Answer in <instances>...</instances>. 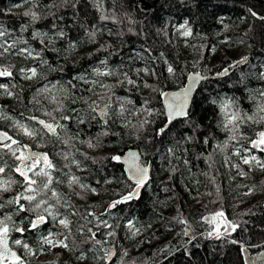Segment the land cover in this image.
Masks as SVG:
<instances>
[{"label":"trees","instance_id":"trees-1","mask_svg":"<svg viewBox=\"0 0 264 264\" xmlns=\"http://www.w3.org/2000/svg\"><path fill=\"white\" fill-rule=\"evenodd\" d=\"M147 1L149 4L145 6L140 0H100L98 9L92 0H80L75 7L73 0H0V28L10 34L4 39L8 43L19 39L17 47L30 46L35 57L15 54L0 57V69L12 72L11 77H0V85H5L12 93L7 95L5 89L0 88V99L4 100L0 103V130L19 136L23 130L20 125H25L30 131L39 133L33 144L40 142L52 154V162L58 169L53 172V187L62 194L57 210L73 220L71 238L76 245L68 256L59 252L46 262L31 264H107L106 259L100 257L109 245L118 249L111 264H120L121 260L123 264H246L245 247L252 253L264 250V231L261 230L264 229V171L253 162L250 166L254 171L251 175L254 183L243 184L225 166V156L231 155V151L236 155L238 150L239 156H256L264 162V152L259 149L245 151L252 148L251 141L264 131V121L254 119L241 123L236 139L232 140V133L222 126L225 116L219 110L225 98H235L242 113L255 117L257 106L264 104L258 91L264 90V79L260 78L264 75V20L260 19L264 17V0ZM24 12H36L40 19L33 22L30 16L23 15ZM101 16L107 18L101 19ZM182 25L190 27L193 34L183 36ZM24 26L27 27L22 30ZM86 29L96 31L94 42H87ZM61 30L66 34L64 37L58 35ZM37 32L42 35L36 37ZM69 42L77 46L70 48ZM102 45L104 50L97 51ZM90 52L94 53L91 57L88 56ZM248 54L252 57L245 65L225 77L204 81L191 104L189 119L177 120L175 127L163 138L152 135L162 117H149L156 123L139 128L138 122L145 118L143 113L127 116L137 129L131 125L125 127L119 120L102 127L98 116L90 125L87 123L91 119L89 116H84L85 124L60 119L62 115H73L71 109L83 115L94 101L102 106L109 95L113 107L119 103L116 98L122 97L134 101L135 109H139L141 98L149 97L148 106L160 110L164 107L163 97L152 88L143 87V83L164 91L178 89L185 86L192 71L213 76ZM105 60L107 68L116 71V75H95V69L105 70L102 63ZM165 61L176 69L175 77L167 73ZM31 67L37 68V76L31 80L18 71ZM145 68L148 73L143 71ZM137 69L140 70L138 74ZM124 72L141 86L121 84ZM81 74L85 80L76 79ZM101 85L117 87L109 91ZM46 86L50 91L41 92ZM32 116L66 124L67 131H57L64 139L72 138L69 144L44 134L42 126L29 119ZM105 131L108 134L100 135L97 144L98 134ZM185 136L192 139L186 141ZM29 138L26 135L24 140L28 142ZM85 140H91L96 146L89 148L81 143ZM131 147L145 153L142 159L147 164L153 163L152 179L140 199L121 204L109 213L106 211L108 202L119 198L118 193L125 190V182L108 184L105 180L122 174L126 176V172L123 165L106 158ZM65 153L68 159L64 158ZM0 157L4 161L0 167H5L0 184L7 182L5 186L9 189L0 190V200L8 201L24 191V182L13 170L17 161L11 153L0 148ZM73 159L79 162V167ZM65 173L79 176L82 183L96 188L100 196L77 186L68 187ZM36 179L39 182V178ZM253 185L257 187L254 191L251 188V195L242 193ZM258 190L262 192L257 196ZM94 194L99 198L91 201ZM47 195L50 197L51 192ZM21 203L25 211L16 214L18 206L6 204L0 209V218L11 215L16 224L27 229V221L35 213L27 210V201L21 200ZM220 210L227 220L248 221L246 230H238L221 240L203 238L202 234L212 230L214 224L204 217H212ZM249 211L251 214H247ZM87 213H94L95 217L84 219ZM96 217L118 225L114 240L107 237V243L95 245L89 240V233L78 231L82 226L93 230ZM130 221L141 230L134 237L128 228ZM49 229L52 233L67 231L49 219L38 231L11 232V240L21 239L35 249L41 235H47ZM99 231L98 239L100 233L107 230L101 227ZM185 231H190L195 239L184 235ZM230 240H238L240 244L233 245ZM125 250L126 256L122 255ZM81 251L86 256L84 260L77 259Z\"/></svg>","mask_w":264,"mask_h":264},{"label":"snow or ice","instance_id":"snow-or-ice-1","mask_svg":"<svg viewBox=\"0 0 264 264\" xmlns=\"http://www.w3.org/2000/svg\"><path fill=\"white\" fill-rule=\"evenodd\" d=\"M92 2L97 6V8H100V0H92ZM80 3V0H73V7H75V4ZM253 15H256L255 13H252ZM24 16H30L31 20L35 22L36 20L40 19V17L37 15L36 12H24ZM101 19H106L107 17L101 16ZM260 19L264 20V17H260ZM27 26H24L22 30L26 29ZM81 27H84L81 25ZM184 30L182 31V35L185 37L191 36L192 29L190 27H187L186 25L181 26ZM87 42H94L96 38V31H87ZM102 34V33H101ZM5 29L0 28V57L15 54L20 56H25L26 58H35L33 57V50L30 48V46H25L22 48H18L17 45L20 43L19 39L13 40L11 43H8L7 39H4L6 36H8ZM42 34L40 32L35 33L36 37H40ZM59 37H64L66 34L63 30L59 31L58 33ZM43 44V40L40 41ZM26 43V42H25ZM77 44H73L69 42L70 48H75ZM105 46L102 45L100 48L97 49V51L104 50ZM15 50L12 52L11 50ZM55 50V49H53ZM211 51H215V49H211ZM37 55H40L37 53ZM94 53H88V56H93ZM248 60L247 56L241 57L240 60H237L234 62L231 67H238L240 64L246 63ZM41 63H47V61H41ZM102 63L105 66L104 71H100L99 68L95 69V75L96 76H114L116 75V71L107 68V61H102ZM167 67V73L170 76L175 77L177 75L176 69L172 66V64L167 63L165 61ZM51 67V65H49ZM22 74H24L26 79H33L37 76V68L31 67L27 71L24 69H18ZM137 74L140 72L139 69L136 70ZM145 73H148V68L143 69ZM229 69L225 68L223 71L217 72L216 76H227ZM124 76V80L120 83H127L128 85L133 86L134 88L139 87L141 85L137 84L136 80H133L131 77L128 76L126 72L122 73ZM155 74L154 71L152 73ZM12 72L9 71L7 68L0 69V77H11ZM209 77L203 76L201 73H192L190 74L188 79V84L186 87L181 88L179 91L175 92H169L164 91L159 87H153L152 85H148L147 83H143L142 86L145 88H152V90L156 93H158L159 96H162L165 99V105L162 109L157 110L155 108L149 107L150 99L149 97L141 98L142 106L139 109H135V102L122 98L117 97V101L119 102L115 107H113L111 100L112 97L109 95L107 96V101L101 105L97 102H93L92 104L88 105L89 111L84 113L83 115L80 113L79 110L71 109L70 111L73 113V115H62L60 117L63 121H72L74 120L77 124H85L84 116L91 117L90 120L87 121V123L90 125L93 120L96 119V117H100V123L102 127H107L110 124L116 123L117 120L121 121L125 127H131L133 129H137V125H132L131 121L128 120V115H139L141 113L145 114V118L141 121H139V128H143L146 124H155V120L149 119V117L152 116H158L162 117L160 121V126L155 129V131L152 133V135L155 138H163L167 136L173 127H175V122L178 120V118H183L184 120H188L190 117V102L193 99V92L196 90V86L200 84L202 81L207 80ZM261 79H264V75H261ZM77 80H85L86 77L81 74L76 77ZM93 83H97L96 81H93ZM102 87H105L111 91L114 87H117V85H101ZM56 86L53 85V88ZM0 88L5 89V93L7 95H12L10 91L7 90L5 85H0ZM202 90V89H200ZM50 89L46 86L41 89V92H49ZM259 95L262 99H264V90H258ZM254 98V97H253ZM52 99L55 101L56 97L53 96ZM83 99V98H81ZM100 99H104V97H100ZM86 102V101H85ZM213 104H216V101H212ZM126 105H131L132 107H126ZM219 110L222 112L225 116V122H222V126L227 132H231L232 135L230 139L235 140L236 139V133L239 130L240 124L244 123L245 121H252L257 120L258 122L264 121V104H260L257 106V115L251 116L247 115L246 113H242L240 111V105L236 101L235 98H225L220 104H219ZM2 111V110H0ZM48 116H51V113H47ZM115 117V119H113ZM7 118V117H4ZM30 120L36 121L40 126H42L41 131L44 132V134H51L53 136H56L57 140L64 143L65 145L69 144V140L72 139L71 137L69 139H64L60 137L57 129H62L67 131V125L66 124H60V123H47L44 119H38L35 116H32L29 118ZM20 127L23 129L24 133L29 136H36L39 133L35 131H30L25 125H20ZM46 130V131H45ZM107 131L102 132L98 134L97 138V144H99V136L100 135H107ZM79 133H76V136H78ZM140 137L137 136V139ZM184 139L191 140L192 137L185 136ZM9 141V143H3L0 144V148L6 149L8 152L11 153V155L15 158L16 161L19 162V166H17L14 171L16 173H19V175L23 178L24 182V191L17 194L14 198L3 201L0 200V209H3L6 204L11 205L15 204L17 205L16 214H18L21 211H25V205L21 203V200L28 202V211H31L35 213L34 217L32 219H29L27 221L28 228L22 227L18 224H16L12 220V216L5 214L2 218H0V264H29L28 261L22 258L21 255L17 254L16 251L13 250V247L10 246V233L11 232H17V233H24L26 230H39L40 227L46 223H48L49 219L53 223H57L63 227V229L67 231H62L58 233H52V231L49 229V232L47 235H41L39 244L37 248L33 249L29 246L28 243L22 241L21 239H15L14 241H11L12 244L21 246L24 250V252L27 255L35 256L37 253H43L44 252V246L48 245L51 248L56 247H62L64 249H68L70 251L74 250L76 245L75 242L71 238V220L69 219L68 215H61V213L57 210V205L60 204L62 194L58 193L56 191V188L53 187L54 185V177L53 172L58 171L57 166L53 164L52 160L49 159L48 153H40V152H32L29 151L28 155L25 156L24 149H29L28 144H20L19 141L12 139L11 136L8 135L7 132L0 133V141ZM162 142V140H161ZM81 143H86L89 148H93L96 145L92 143L91 140H85L81 141ZM147 143H152L151 141H147ZM204 143H207V139L204 140ZM17 145V149L13 150L12 146ZM252 148L251 149H245L247 152H251L254 149H259L261 152H264V131H261L257 134V139L251 141ZM78 151V150H77ZM17 152L19 154H17ZM169 152H172L171 149H169ZM65 159H68V154H63ZM145 155L143 152L135 151L132 149H129L126 154L119 153L114 154L110 157H107L106 159L116 161L121 165H127V175L124 176L122 174L121 177L114 178V179H107L105 180V183L111 184V183H121L125 182V190L123 192L118 193L119 198L113 199L108 202L106 211H110L112 209H116L121 204H126L133 200H138L141 198V192L142 190L146 189L148 185L151 182L150 177V168L147 165V162L142 159V157ZM236 155H240L239 150L237 151ZM243 163L245 165H251L253 162H255L256 167H258L260 170L264 171V162H262L258 157L256 156H249V157H243ZM73 163L79 167V162L75 159L72 160ZM0 163H4L2 157H0ZM187 163V161H185ZM235 167L239 168V165H235ZM172 171H175L173 168ZM5 172V167H0V173ZM31 173V175H30ZM242 175H247V173H244L241 170ZM65 176L68 177V187L77 186L80 189H84L87 191H90L95 194H99L97 192V189L94 187H91L90 185L84 184L81 182V178L79 176H76L74 174L65 173ZM39 178V182L38 179ZM7 182L0 184V190L7 191L9 190L5 185ZM60 181L57 179L55 180V184L58 186ZM35 186V187H34ZM253 191L255 190L256 186H252ZM51 192V196L49 197L47 195L48 192ZM107 191V189H105ZM114 191V190H113ZM31 193V194H26ZM252 192L245 193V195H251ZM37 197H40L39 199ZM51 201V202H50ZM67 200L65 198V204L67 205ZM251 214V211L249 213ZM243 215V214H242ZM87 216H94V213H87L84 215V219H87ZM217 217L224 218L223 226L219 223L214 224V227L212 230L203 233L202 236L205 239H216L221 240L231 235L233 232H237L238 230L240 232H243L246 230V225L248 224V221L245 220H227L225 217V213L223 210L217 211L212 217H204L206 221L209 223H213L216 221ZM96 219V228L97 231H93L91 228L81 227L78 229L80 232H87L89 233V240H91L95 245H101L104 242L97 238L98 231L101 227L106 229V232H101L100 235H105L108 238L114 240L116 236L115 228L118 227V225H112L109 224L106 220H101L98 217ZM89 223H92V221H88ZM183 223H187L186 221H181ZM128 228L131 231V236H136L141 231L139 228H135V225L130 221L128 224ZM132 229H135L132 231ZM264 231V229H261ZM189 233L187 231L184 232V235H188ZM60 237H63L62 239ZM191 239H195L193 236ZM191 243V240L189 241ZM233 245H239L240 241L238 240H230L229 241ZM71 244V247H70ZM244 251H247L245 248ZM114 255V251L112 247H109L104 252V255L100 258L103 259H110ZM122 255L126 256L128 255L127 250H125ZM119 258V257H118ZM78 260H84L86 259V256L83 251H81L80 255L77 256ZM251 264H255V261L259 259L261 261V264H264V253L259 254L258 257H248L247 258ZM120 264H123V261H120ZM135 264V262H133Z\"/></svg>","mask_w":264,"mask_h":264},{"label":"rangeland","instance_id":"rangeland-1","mask_svg":"<svg viewBox=\"0 0 264 264\" xmlns=\"http://www.w3.org/2000/svg\"><path fill=\"white\" fill-rule=\"evenodd\" d=\"M3 101L4 100H1L0 99V103H2ZM102 106H103V104H102ZM18 135H19V137H22V138H25L26 137V134L24 133L23 130H21V132ZM28 141H32V138L30 137L28 139ZM43 148H45V147L43 146ZM17 154H19V153L17 152ZM243 157H247V156L244 155V154L242 156H237V155L234 154L233 151H231V155H226L225 156V166L228 167V168H230L233 171V174L237 175L238 180L239 181H242L243 184H251V183H254V179H251L252 178L251 175L254 174V171H253V169H252V167L250 165H245L243 163V159H242ZM235 165H239V168L235 167ZM241 170L244 173H247V175H242L241 174ZM0 174H1V177L0 178H4L3 175H2L3 173H0ZM251 188H252V186L250 188H248V190H246V191L244 190V192H242V193H248V192H250L251 191ZM261 192H262V190H258L255 193V195L258 196ZM98 195H95L94 194V196H91L90 200L91 201H94V200L98 199L99 196H100V195L99 196ZM225 216H226V214H225ZM72 221L73 220H71V222ZM213 223L214 224L219 223V224H221L223 226L224 218L217 217L216 221L213 222ZM214 224H213V227H214ZM92 228H93V231H97L96 226H92ZM99 237H100L99 238L100 240H102L104 243H107V236L99 235ZM60 238L62 239L63 237H60ZM13 246L16 247L17 249H19V247L17 245H13ZM44 249L45 250H44L43 253H41L40 255L34 256L33 258H30V256L27 255L24 251L21 253V255H22V257L26 261L29 262V264H31L32 262H35V261H43V262H46L48 259L52 258L53 255L54 256H57L59 252H64L66 254V256H68L72 252V251H70L68 249H64L62 247L51 248L48 245H45L44 246Z\"/></svg>","mask_w":264,"mask_h":264},{"label":"water","instance_id":"water-1","mask_svg":"<svg viewBox=\"0 0 264 264\" xmlns=\"http://www.w3.org/2000/svg\"><path fill=\"white\" fill-rule=\"evenodd\" d=\"M140 2H142V4L143 5H145V6H147L149 3H148V1L147 0H140ZM247 57H248V60H247V62L250 60V58L252 57V54H248L247 55ZM240 60V59H239ZM246 62V63H247ZM246 63H243V64H240L239 66H242V65H245ZM234 64V63H233ZM232 64V65H233ZM238 66V67H239ZM228 69H229V71H228V74H230L234 69H236L237 67H231V66H229V67H227ZM201 73L203 76H206V77H209V78H221V77H225V76H216V75H213V76H211V75H207V74H204L203 72H201V71H192L191 73H189V75L190 74H192V73ZM227 74V75H228ZM188 75V76H189ZM208 78V79H209ZM207 79V80H208ZM204 81H206V80H204ZM204 81H202L200 84H198L197 86H196V90L193 92V99H194V97H195V95L197 94V92H198V90H199V88H200V85L204 82ZM187 84H188V79H187V82H186V84H185V86H183V87H186L187 86ZM183 87H181V88H183ZM181 88H178V89H172V90H168L169 92H175V91H179ZM193 99L191 100V102H190V108H191V104H192V102H193ZM165 105V99L163 98V106ZM102 107V106H101ZM35 117H37L38 119H41V118H39L38 116H35ZM179 119H182V118H178V120ZM46 121V120H45ZM36 122V121H35ZM47 123H50L49 121H46ZM58 130V129H57ZM2 132H7L8 133V135L9 136H11L12 137V135H11V133L9 132V131H7V130H0V133H2ZM3 143H9V141H0V144H3ZM129 149H132V150H135V151H139V152H141V150L139 149V148H136V147H131V148H129ZM128 149V150H129ZM128 150H126L123 154H126L127 153V151ZM27 151H28V153H29V151H32V152H40V153H48V155H49V159H51V155H50V153L49 152H47V151H42V150H38V149H33L30 145H29V149H27ZM28 155V154H27ZM148 166H149V168H150V177H151V179H152V174H153V163L152 162H149L148 164H147ZM124 166V170H125V172H126V169H127V165H123ZM126 175H127V172H126ZM142 192H143V190H142ZM142 192H141V194H142ZM190 231H188V233H189ZM190 237H192L191 235H190V233L188 234ZM9 243H10V246H12V244H11V242L9 241ZM13 247V246H12ZM109 247H112L113 248V251H114V255L110 258V259H106V262H107V264H111L112 262H113V260L116 258V256H117V253H118V249H117V247L115 246V245H110V246H108L107 248H105V250L106 249H108ZM246 249H247V251H244L243 250V254H244V258H245V262H246V264H251V262L247 259L248 257H258L259 256V254H261V253H264V250H262V251H260V252H258V253H252L251 251H250V249L248 248V247H245ZM244 248V249H245ZM13 250L14 251H16L17 252V254H19V255H21V253L16 249V248H14L13 247ZM22 256V255H21ZM23 258V257H22ZM255 264H261V261L259 260V259H257L256 261H255Z\"/></svg>","mask_w":264,"mask_h":264},{"label":"flooded vegetation","instance_id":"flooded-vegetation-1","mask_svg":"<svg viewBox=\"0 0 264 264\" xmlns=\"http://www.w3.org/2000/svg\"><path fill=\"white\" fill-rule=\"evenodd\" d=\"M52 123V122H51ZM12 135V139H14V140H17V141H19L20 142V144L22 145V144H28V145H30L33 149H38V150H42V151H47V152H49L47 149V147L45 146V145H42L40 142H38V144L37 145H34L33 144V141L34 140H36L37 139V135L36 136H32L31 138H32V141H26V140H24L25 138H22V137H19V136H17V135H14V134H11ZM51 135V134H50ZM53 136V135H52ZM43 146L45 147V148H43ZM12 148H13V150H15L16 148H17V145H13L12 146ZM24 151V154H25V156H27V154H28V151H27V149H24L23 150ZM50 153V152H49ZM50 155H51V160H53V157H52V154L50 153ZM17 166H19V162L17 161L16 162V164L13 166V170L17 167ZM19 177H21L20 175H19V173H16ZM30 175H31V173H30ZM22 178V177H21ZM11 234H10V242L12 241L11 240ZM12 244V243H11ZM14 244H12V246H13ZM14 247V246H13ZM14 248H16V247H14ZM17 249V248H16ZM20 249V248H19ZM19 249H17L20 253H22L23 252V250H19Z\"/></svg>","mask_w":264,"mask_h":264}]
</instances>
